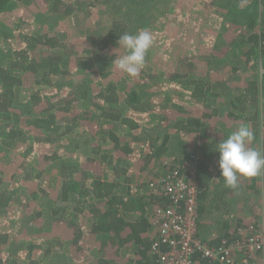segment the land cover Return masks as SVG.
<instances>
[{
    "label": "trees",
    "instance_id": "1",
    "mask_svg": "<svg viewBox=\"0 0 264 264\" xmlns=\"http://www.w3.org/2000/svg\"><path fill=\"white\" fill-rule=\"evenodd\" d=\"M37 1L28 15L30 0H0V264H156L147 214L169 200L149 177L188 173L191 154L200 237L264 238V171L227 187L215 150L246 123L264 152V0H195L211 30L182 41L172 0ZM27 15L43 26L28 30ZM140 29L153 44L129 77L112 61Z\"/></svg>",
    "mask_w": 264,
    "mask_h": 264
},
{
    "label": "built area",
    "instance_id": "2",
    "mask_svg": "<svg viewBox=\"0 0 264 264\" xmlns=\"http://www.w3.org/2000/svg\"><path fill=\"white\" fill-rule=\"evenodd\" d=\"M200 157L189 155L188 173L167 172L150 187L163 193L167 205L155 204L150 219L155 230L151 250L156 264H195V256L216 264H264V238L245 235L239 240L223 239L217 246L200 238L198 231V187L195 176ZM249 232V230H248Z\"/></svg>",
    "mask_w": 264,
    "mask_h": 264
},
{
    "label": "clouds",
    "instance_id": "3",
    "mask_svg": "<svg viewBox=\"0 0 264 264\" xmlns=\"http://www.w3.org/2000/svg\"><path fill=\"white\" fill-rule=\"evenodd\" d=\"M117 44L125 53L112 63L129 77L138 76L153 44L152 33L147 29H140L135 34L124 32L119 36ZM253 139L252 129L242 123L216 145L215 150L219 153L218 167L225 186L236 188L239 177L250 178L264 171V152L248 146Z\"/></svg>",
    "mask_w": 264,
    "mask_h": 264
},
{
    "label": "rangeland",
    "instance_id": "4",
    "mask_svg": "<svg viewBox=\"0 0 264 264\" xmlns=\"http://www.w3.org/2000/svg\"><path fill=\"white\" fill-rule=\"evenodd\" d=\"M187 1H188V4H191V6L193 5L192 7H193L194 10H188L187 5L185 4V2H187ZM126 2H129V1L127 0ZM30 3L33 4V5H31V7L29 9H27L28 12H29L28 15L30 13L33 14V12L38 11L39 7L43 4L42 1L40 2V1H37V0H30ZM181 3L185 4L184 8H186V9H182V8L177 9L176 8V7H179V5H182ZM172 4H173V7L176 9L175 16L184 21L183 24L180 22L178 24V26H177L176 25L177 24L176 21L173 23L170 20H168V24L167 25H169V29L173 31L175 37L178 38V41L179 40L182 41V37H183L182 30L183 29L189 28L188 32H187V35L189 37H191V38L195 37L194 33H191V32H194L197 27L201 28V31L203 33H205L206 31H210L211 30V29H209V26L212 25V22H211V20H209L210 16L207 13L209 5L197 3L195 0H182V1L181 0H172ZM16 12H18L17 14H19L17 16L20 19V21H23L22 15H24L25 13H21V12H19V10H17ZM100 14H97V11L95 10L94 14L92 15V17L90 19H88V23L89 22L90 23L94 22V23H97V25H99L98 23H99V20H100ZM28 15H27V17H28ZM51 21H52V19H46L45 20V24H48ZM25 23H26L25 25L27 26L28 30L33 29L35 27L41 28L43 26L42 25L43 22H39V19H37V18L35 19L34 16L32 18L28 17V20H26ZM10 28H11V24L9 22H7V21H5L3 24H0V29H1L2 32L3 31L7 32V31H9ZM161 34H162V32L159 31L158 32V37ZM166 35L167 34H165V32H164L163 37L165 38ZM2 40H3V37H0V41L2 42V43H0V57H3V56L7 55V52H6L7 51L6 50L7 45ZM159 47H160V45L157 44L156 46L154 45L152 48L154 50H159ZM161 47H162V49H164L166 47V45L162 43ZM216 76L220 77L217 73H216ZM219 81L221 82L223 80H218L217 82H219ZM214 132L215 131H213V133ZM169 161H170V159L167 160V163H169ZM177 164L178 163L176 162L175 164H172V165H174V167H176ZM136 167H138V165ZM154 171L156 172V170H154ZM162 173H163V171L159 174V176ZM145 177H146V174H141V175L138 174V178L141 179V181H143L145 179ZM149 178H150L149 180L152 181V182H156V180L158 179V178L153 177V176L149 177ZM149 180H148V182H149ZM135 187H136L137 191L148 192L147 188L146 187L142 188L139 185V183L137 185H135ZM255 211H257V209H255ZM9 216H10L9 213H2V215L0 214V230L3 229L2 226L6 224L4 221L8 220Z\"/></svg>",
    "mask_w": 264,
    "mask_h": 264
},
{
    "label": "crops",
    "instance_id": "5",
    "mask_svg": "<svg viewBox=\"0 0 264 264\" xmlns=\"http://www.w3.org/2000/svg\"><path fill=\"white\" fill-rule=\"evenodd\" d=\"M150 214H151V212L149 211L148 214H147V218H148V219H150ZM150 226H151V225H150ZM150 229L154 232V235H155V230H154L152 227H151ZM152 231H151V232H152ZM199 236H200V234H199ZM200 238H201V237H200ZM195 264H197V263L195 262Z\"/></svg>",
    "mask_w": 264,
    "mask_h": 264
}]
</instances>
